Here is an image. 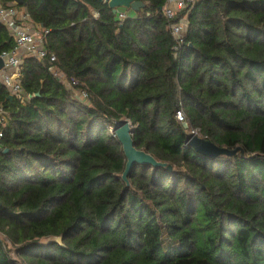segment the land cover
<instances>
[{
  "label": "trees",
  "instance_id": "16d2710c",
  "mask_svg": "<svg viewBox=\"0 0 264 264\" xmlns=\"http://www.w3.org/2000/svg\"><path fill=\"white\" fill-rule=\"evenodd\" d=\"M137 1L121 20L98 0H0L48 31L49 55L89 99L49 58L25 59L24 103L0 82V234L22 264H264V0H197L172 20L168 0ZM184 16L179 43L169 26ZM14 47L0 23V56ZM181 106L204 139L240 150L197 152ZM124 120L171 171L137 165L126 186L109 132ZM0 264H18L1 238Z\"/></svg>",
  "mask_w": 264,
  "mask_h": 264
},
{
  "label": "built area",
  "instance_id": "2783aa9c",
  "mask_svg": "<svg viewBox=\"0 0 264 264\" xmlns=\"http://www.w3.org/2000/svg\"><path fill=\"white\" fill-rule=\"evenodd\" d=\"M196 2L197 0H168L163 8V14L167 19L172 20L181 12L191 10ZM117 14L121 20L127 17L125 11H118ZM92 15L94 18H98L99 12L92 10ZM0 23L7 27L15 42L13 50L4 52L0 56L4 59V66L0 69V82L8 90L10 95L17 98L21 103L31 98V96L27 95L21 88L19 80L25 59L34 58L39 62H44L49 58L48 71L60 82L64 83L68 90H72L77 99L85 104L89 103L88 94L77 88L78 80L75 78L69 79L66 74L58 68L56 64V55L54 53L49 55L45 48L44 37L48 31L33 26L26 10L21 12L13 4L3 6L0 3ZM188 24V18L184 16L180 18L179 21L171 23L169 26L171 34L179 43L184 39ZM5 118L6 115L0 107V121H4ZM175 118L189 135L193 134L202 137L198 128H191L182 106L177 109ZM1 138L2 133L0 132V140Z\"/></svg>",
  "mask_w": 264,
  "mask_h": 264
},
{
  "label": "water",
  "instance_id": "95a60500",
  "mask_svg": "<svg viewBox=\"0 0 264 264\" xmlns=\"http://www.w3.org/2000/svg\"><path fill=\"white\" fill-rule=\"evenodd\" d=\"M100 3L108 4V7L113 11V14H117L119 9H125L127 11L138 12L144 8L145 4L137 0H98ZM22 3V2H20ZM4 66V59L0 57V69ZM39 96V94H37ZM14 97L11 95L10 99ZM133 130L132 125L128 120H124L118 123L114 128V135L117 137L118 141L122 145L123 152L126 157V168L122 175V180L127 187L131 186L129 180V174L137 165H150L154 168L164 167L168 170H172V166L158 161L151 154L145 152L144 150H139L135 147L134 140L132 137ZM188 144L192 146L200 154L206 155L211 158H215L222 155L232 156L236 154L240 148L230 150L225 147H220L210 140L204 139L196 135H188ZM8 150L6 149L5 152ZM242 154H244V151Z\"/></svg>",
  "mask_w": 264,
  "mask_h": 264
},
{
  "label": "rangeland",
  "instance_id": "374dc122",
  "mask_svg": "<svg viewBox=\"0 0 264 264\" xmlns=\"http://www.w3.org/2000/svg\"><path fill=\"white\" fill-rule=\"evenodd\" d=\"M121 10H124L130 17H132V16H134L135 15V12L134 11H127V10H125V9H121ZM74 93V92H73ZM75 95V94H74ZM76 97V96H75ZM109 132L111 133V134H114V129H109ZM0 238L1 239H3L5 242H6V244H7V246H8V249L11 251V255H12V258L14 259V260H16L17 262H18V264H22V262H21V260L16 256V254H15V247L6 239V237L4 236V235H2V234H0ZM56 241H58V242H60L61 243V239H57ZM44 242H48V241H44ZM50 242V241H49Z\"/></svg>",
  "mask_w": 264,
  "mask_h": 264
},
{
  "label": "crops",
  "instance_id": "0c3cea01",
  "mask_svg": "<svg viewBox=\"0 0 264 264\" xmlns=\"http://www.w3.org/2000/svg\"><path fill=\"white\" fill-rule=\"evenodd\" d=\"M21 12H23V11H25L24 9H19ZM130 15V14H129ZM33 26H35L33 23H31ZM36 28H38L37 26H36ZM40 29V28H39Z\"/></svg>",
  "mask_w": 264,
  "mask_h": 264
}]
</instances>
